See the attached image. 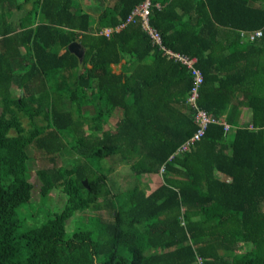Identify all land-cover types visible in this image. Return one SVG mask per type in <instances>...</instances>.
Listing matches in <instances>:
<instances>
[{
	"label": "trees",
	"instance_id": "trees-1",
	"mask_svg": "<svg viewBox=\"0 0 264 264\" xmlns=\"http://www.w3.org/2000/svg\"><path fill=\"white\" fill-rule=\"evenodd\" d=\"M96 1L95 18L80 0H0V264H264V184L250 179L264 183V0H150V28L131 15L145 0ZM150 29L193 67L164 56ZM194 69L214 121L179 152L199 127ZM154 174L147 192L139 182Z\"/></svg>",
	"mask_w": 264,
	"mask_h": 264
},
{
	"label": "rangeland",
	"instance_id": "rangeland-1",
	"mask_svg": "<svg viewBox=\"0 0 264 264\" xmlns=\"http://www.w3.org/2000/svg\"><path fill=\"white\" fill-rule=\"evenodd\" d=\"M146 1V0H145ZM144 1V2H145ZM144 2L140 4V6H138L139 8H141L144 5ZM97 4L96 0H80V6L84 9H88L91 10V12L95 15V18L97 16V13L95 12V10H93V7ZM151 4V3H150ZM137 7V8H138ZM136 10V9H134ZM133 10V11H134ZM150 12V11H149ZM94 31V30H93ZM92 31V32H93ZM113 31H111L112 33ZM98 33L100 34H105L103 33V29L100 30ZM111 33L109 34V36L111 35ZM74 45L73 47V51H75L76 53H78L81 58L83 56V48L80 46V43H75V44H71ZM161 47V51L162 54L168 58L170 57H174L175 59H177L178 61V52H176L173 48H170L168 46H160ZM174 50V51H173ZM21 88H17L16 86H13L12 88V92L14 95H20V90ZM119 111V112H118ZM116 115H114L112 117V119L110 120V124H116L120 121V119L122 118L121 115V111L118 109L116 112ZM94 111L93 109H91V113L89 114L88 118H94ZM36 123L38 124H46L48 122V120L42 116V115H37L35 116V120ZM93 121V120H92ZM23 122L26 126L30 125V122L28 120V118H23ZM112 124V125H113ZM87 128L89 127L88 125L86 126ZM14 133V132H13ZM178 153V150L171 156V158ZM69 161L68 158H64L63 160H59L60 162H65ZM66 163V162H65ZM43 164V159L39 157V154L37 156L34 157V159L30 160L29 163V169H28V177L29 180L33 183V191H32V199H31V205H37L39 203V199H40V190H41V181L38 175V169L41 168ZM112 165H114V167L116 168V166H119L120 170L122 172H126L129 170V164L126 163H111ZM116 175L112 174L111 177H118L117 173H115ZM114 175V176H113ZM159 178H161V176L158 174H154L152 175V177L148 180V179H142V181L139 182V186L142 187L143 189H145L147 192H150L152 189H154L159 181ZM119 179V177H118ZM50 199H51V203H52V208L53 209H62L63 206L65 205V201H66V197L63 191H61L60 189L55 188L51 193H50ZM31 206V207H32ZM33 208V207H32ZM104 215H108V212L106 210H102V212ZM80 220L78 218H72L68 221V227L67 226V231L69 233L72 232V226H74V224H79Z\"/></svg>",
	"mask_w": 264,
	"mask_h": 264
},
{
	"label": "built area",
	"instance_id": "built-area-1",
	"mask_svg": "<svg viewBox=\"0 0 264 264\" xmlns=\"http://www.w3.org/2000/svg\"><path fill=\"white\" fill-rule=\"evenodd\" d=\"M150 3H151L150 0H146L141 8L139 7L136 8V10H134L131 14L132 16L142 17L144 19V25L148 28H150L148 22ZM123 25L124 24L120 25L118 28H121ZM113 30H114L113 28H105L103 29V33L109 35ZM150 32L153 33L156 42L161 46H163L164 44L162 42V37L159 35V33L154 31L153 29H150ZM261 34H262L261 30L242 31V36L244 37L243 39H254L257 36H260ZM178 60L187 63L191 67H193L194 63L196 62V58H190L188 55L179 52H178ZM193 73L195 75V79H194L195 85L192 89V94L189 97V101L193 106V108L195 109L196 122L198 123L199 127L197 128L196 132L188 139H186V141L180 146L179 152L190 149L191 144H194L196 141L200 140L202 136L205 134L207 126L214 121L205 110L200 109L198 106L197 100L199 98V86L203 81V75L201 74L200 70L197 69H194ZM225 126L226 128H228L229 124L225 123Z\"/></svg>",
	"mask_w": 264,
	"mask_h": 264
},
{
	"label": "crops",
	"instance_id": "crops-1",
	"mask_svg": "<svg viewBox=\"0 0 264 264\" xmlns=\"http://www.w3.org/2000/svg\"><path fill=\"white\" fill-rule=\"evenodd\" d=\"M88 10V9H87ZM257 60V59H256ZM261 61L264 62V55L261 57L260 59ZM252 114H253V110L249 107H245L244 108V112L242 113L241 115V123L243 124H250L252 123ZM218 177L222 178V179H230V177L226 174H222V173H219L218 174ZM250 179H253L254 181L251 183L252 185L255 183V188H259V189H262L261 187L263 186V179L260 178L259 175H253L250 177ZM260 212H262V215L258 214L261 216V220L264 219V200H262L261 204H260ZM252 243H246V242H243L241 244V249L238 251V253L240 255H242V253H246V254H250L252 253Z\"/></svg>",
	"mask_w": 264,
	"mask_h": 264
},
{
	"label": "water",
	"instance_id": "water-1",
	"mask_svg": "<svg viewBox=\"0 0 264 264\" xmlns=\"http://www.w3.org/2000/svg\"><path fill=\"white\" fill-rule=\"evenodd\" d=\"M73 44H75V43H73ZM72 46H74V45H71V46H70V48H71V49H73V47H72ZM84 182H85V185H86V186H88V185H89V184H88V180H87V179H86Z\"/></svg>",
	"mask_w": 264,
	"mask_h": 264
},
{
	"label": "bare ground",
	"instance_id": "bare-ground-1",
	"mask_svg": "<svg viewBox=\"0 0 264 264\" xmlns=\"http://www.w3.org/2000/svg\"><path fill=\"white\" fill-rule=\"evenodd\" d=\"M174 51V50H173ZM162 170V169H161Z\"/></svg>",
	"mask_w": 264,
	"mask_h": 264
}]
</instances>
